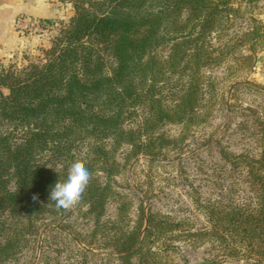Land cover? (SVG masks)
<instances>
[{"label":"trees","instance_id":"trees-1","mask_svg":"<svg viewBox=\"0 0 264 264\" xmlns=\"http://www.w3.org/2000/svg\"><path fill=\"white\" fill-rule=\"evenodd\" d=\"M61 1L73 5L74 16L44 57L21 69L0 66V264L17 263L29 247L35 251L42 229H67L63 221L73 209L93 223L92 241L108 240L116 254L110 257L172 264L169 246L154 248L181 223L141 206L130 227L125 205L115 220L104 219L108 203L120 198L116 155L127 145L130 160L163 158V126H180L187 136L211 123L216 105L226 111V97L217 100L204 71L243 46L252 53L238 56L252 66L264 31L252 21L238 39L231 37L240 15L234 0ZM256 120L258 155L222 151L224 160L245 168L246 198L225 201L224 193L208 207L196 201L210 225L190 236L222 252L208 264H264V113ZM73 161L91 173L80 202L69 210L46 207L50 188Z\"/></svg>","mask_w":264,"mask_h":264},{"label":"rangeland","instance_id":"rangeland-1","mask_svg":"<svg viewBox=\"0 0 264 264\" xmlns=\"http://www.w3.org/2000/svg\"><path fill=\"white\" fill-rule=\"evenodd\" d=\"M232 5L240 11L232 38L251 29L252 21L260 23V31H264V0H234ZM73 16V5L61 0H0V66L21 69L38 63ZM212 43L218 45L215 36ZM250 53V47L243 46L223 64L204 71L207 79L214 82L217 100L224 94L228 101L226 111L216 105L211 123L193 129L187 136L182 135L180 126H163L159 133L168 139L163 158L140 156L130 160L131 149L127 145L116 155L120 172L114 176V182L120 198L108 203L104 219L115 220L119 208L125 205L130 227L136 225L141 206L145 211L181 223L178 230L168 233L154 248L163 250L169 246L166 256L172 264H208L222 253L213 252L211 243L204 242L206 239L199 242L190 236L210 225L204 210L198 209L197 200L208 207L224 193L225 201L233 196L237 202L249 193L245 168L234 167L224 160L223 153L260 152L255 135L256 119L264 113V48L255 54L252 66L241 58ZM136 119L135 116L137 124ZM150 162L156 165L151 166ZM79 216L73 209L63 221L67 229L56 225L42 229L37 249L27 248L14 264H123L116 256L110 257L116 254L109 249L107 239L97 236L95 241L91 240L94 225ZM76 235L81 242L73 241ZM82 249L96 256H85ZM226 260L222 264H238ZM131 263L148 264L137 257Z\"/></svg>","mask_w":264,"mask_h":264},{"label":"clouds","instance_id":"clouds-1","mask_svg":"<svg viewBox=\"0 0 264 264\" xmlns=\"http://www.w3.org/2000/svg\"><path fill=\"white\" fill-rule=\"evenodd\" d=\"M91 178L89 169L79 161H73L63 176L50 188L46 207L56 210L74 208L81 200ZM36 197H34L35 199Z\"/></svg>","mask_w":264,"mask_h":264}]
</instances>
